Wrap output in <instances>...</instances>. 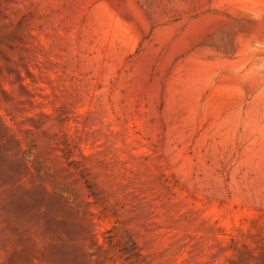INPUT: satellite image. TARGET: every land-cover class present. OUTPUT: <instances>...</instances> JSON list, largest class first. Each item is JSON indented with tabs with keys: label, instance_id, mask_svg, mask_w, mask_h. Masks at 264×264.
<instances>
[{
	"label": "rangeland",
	"instance_id": "rangeland-1",
	"mask_svg": "<svg viewBox=\"0 0 264 264\" xmlns=\"http://www.w3.org/2000/svg\"><path fill=\"white\" fill-rule=\"evenodd\" d=\"M263 88L264 0H0V264H264Z\"/></svg>",
	"mask_w": 264,
	"mask_h": 264
},
{
	"label": "bare ground",
	"instance_id": "bare-ground-1",
	"mask_svg": "<svg viewBox=\"0 0 264 264\" xmlns=\"http://www.w3.org/2000/svg\"><path fill=\"white\" fill-rule=\"evenodd\" d=\"M97 15L101 20L109 19L121 31L126 29V24L114 17L108 10L99 9ZM248 76L257 78L258 72L254 68L250 69ZM215 106L217 128L223 132V136L235 138L239 131L238 127L244 125L249 135L253 136L252 144L248 148L247 159L254 165L264 166V88L246 106L235 109L227 117H223L225 104Z\"/></svg>",
	"mask_w": 264,
	"mask_h": 264
}]
</instances>
